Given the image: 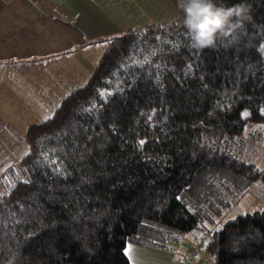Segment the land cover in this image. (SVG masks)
<instances>
[{
    "label": "trees",
    "instance_id": "1",
    "mask_svg": "<svg viewBox=\"0 0 264 264\" xmlns=\"http://www.w3.org/2000/svg\"><path fill=\"white\" fill-rule=\"evenodd\" d=\"M170 1L176 20L104 39L87 81L27 127L25 179L0 194V264H129L127 243L209 233L231 198L264 186L230 147L264 123V0H223L248 18L202 51ZM204 249L210 264H264V207L223 221Z\"/></svg>",
    "mask_w": 264,
    "mask_h": 264
},
{
    "label": "crops",
    "instance_id": "2",
    "mask_svg": "<svg viewBox=\"0 0 264 264\" xmlns=\"http://www.w3.org/2000/svg\"><path fill=\"white\" fill-rule=\"evenodd\" d=\"M157 1L0 0V173L28 151L27 127L87 81L104 39L170 22L150 15ZM135 11L145 22L132 25Z\"/></svg>",
    "mask_w": 264,
    "mask_h": 264
},
{
    "label": "rangeland",
    "instance_id": "3",
    "mask_svg": "<svg viewBox=\"0 0 264 264\" xmlns=\"http://www.w3.org/2000/svg\"><path fill=\"white\" fill-rule=\"evenodd\" d=\"M164 1L166 11L163 8ZM159 5L162 6V9ZM132 15V25H134L135 22H145V17L141 13H136L135 11ZM150 15L156 20L164 18L163 21H171L177 17L175 9L168 0H163V2L158 0L156 8L150 11ZM124 31L125 29L119 31L115 36L124 33ZM105 48L106 43L103 46V50ZM50 112L49 117L54 110H51ZM231 140L230 147L233 153L244 161L253 163L258 169L264 170V123L246 125L243 132ZM9 167H11L9 170L10 173H5L7 168L0 173V194L5 193L17 179H25V175L20 169L18 162ZM262 207H264V186L256 181L248 186V188L238 197L231 198L230 207L216 219L213 226L206 225V229L209 228L207 231L210 233L212 229L219 228L226 219ZM205 231L206 230L202 228H197L188 233H180L178 234V240L176 242H170L168 243V246L164 248H152L127 243L124 252L129 247L131 248V261L129 256H127L130 264H181L184 252L188 248H194V255L190 259L189 264H210L211 258L204 249V245L195 247L200 234ZM136 248H141L139 249L141 252H136Z\"/></svg>",
    "mask_w": 264,
    "mask_h": 264
},
{
    "label": "clouds",
    "instance_id": "4",
    "mask_svg": "<svg viewBox=\"0 0 264 264\" xmlns=\"http://www.w3.org/2000/svg\"><path fill=\"white\" fill-rule=\"evenodd\" d=\"M183 13V27L192 49L213 48L217 40L232 36L248 18L249 6L244 2L231 6L223 0H177Z\"/></svg>",
    "mask_w": 264,
    "mask_h": 264
},
{
    "label": "built area",
    "instance_id": "5",
    "mask_svg": "<svg viewBox=\"0 0 264 264\" xmlns=\"http://www.w3.org/2000/svg\"><path fill=\"white\" fill-rule=\"evenodd\" d=\"M209 239V233L206 232H202L200 234L199 240L196 243L195 247L197 246H202L204 245V243ZM194 255V248H188L185 252L184 255L182 257V262L181 264H189L190 259L192 258V256Z\"/></svg>",
    "mask_w": 264,
    "mask_h": 264
},
{
    "label": "snow or ice",
    "instance_id": "6",
    "mask_svg": "<svg viewBox=\"0 0 264 264\" xmlns=\"http://www.w3.org/2000/svg\"><path fill=\"white\" fill-rule=\"evenodd\" d=\"M262 48H264V46H262ZM101 95H103V93H101ZM246 115V114H245ZM143 143V141L141 142ZM125 255L129 256V259L131 261V248L129 247L128 249L125 250Z\"/></svg>",
    "mask_w": 264,
    "mask_h": 264
}]
</instances>
